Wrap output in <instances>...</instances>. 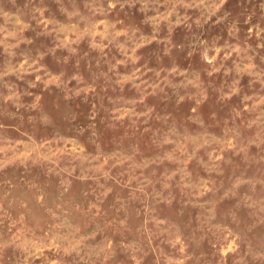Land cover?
Segmentation results:
<instances>
[{
  "label": "rangeland",
  "instance_id": "374dc122",
  "mask_svg": "<svg viewBox=\"0 0 264 264\" xmlns=\"http://www.w3.org/2000/svg\"><path fill=\"white\" fill-rule=\"evenodd\" d=\"M0 264H264V0H0Z\"/></svg>",
  "mask_w": 264,
  "mask_h": 264
}]
</instances>
